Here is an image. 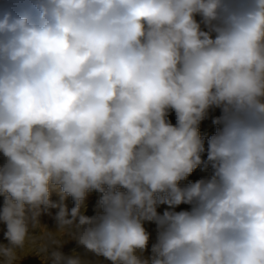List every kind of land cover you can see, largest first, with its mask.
<instances>
[{
    "label": "clouds",
    "instance_id": "clouds-1",
    "mask_svg": "<svg viewBox=\"0 0 264 264\" xmlns=\"http://www.w3.org/2000/svg\"><path fill=\"white\" fill-rule=\"evenodd\" d=\"M0 196L6 264H264V0H0Z\"/></svg>",
    "mask_w": 264,
    "mask_h": 264
},
{
    "label": "rangeland",
    "instance_id": "rangeland-1",
    "mask_svg": "<svg viewBox=\"0 0 264 264\" xmlns=\"http://www.w3.org/2000/svg\"><path fill=\"white\" fill-rule=\"evenodd\" d=\"M220 115V110H210L208 117L202 121L200 125V132L202 137H210L213 135L216 131L217 125L213 124V119ZM170 119L173 123H175V115L174 113L170 114ZM206 159V154L205 157ZM212 174V170L209 167L207 170L203 169V167L197 168L185 181H182L181 184L185 185L189 182H195L198 179L201 178H208ZM100 193L92 191L87 194L86 200L84 201V204L81 208V212L84 215L93 216L98 214L100 211H102L99 206V198ZM51 199L54 202H59L60 197L56 192H53ZM64 203L69 208V210L74 206V202L71 197H67L64 200ZM3 205V197L0 196V207ZM166 205H161L158 208V212L162 213ZM188 205H180L177 207L176 211L180 210H186L188 209ZM58 209H51V215L49 214H42L40 217V221L42 225H45L49 231L55 232L57 230V224L54 219L56 212ZM145 227L148 230V232L151 234V240L149 244V250L145 253V256L151 255V243L155 242L156 238V226L153 223L146 222ZM6 231V225H4L2 222H0V244H7V240L5 239L4 233ZM35 235H39V230H35ZM64 240L66 243H64L63 247L61 248V251L65 255H78L83 261H85V264H111L110 261L106 260L102 256H97L93 253L87 252L82 246L78 245L75 240H72L68 237H64ZM17 256L18 259L14 262V264H45L44 260L41 256L37 255L35 252H30L28 250L22 251L17 249ZM0 264H6V258L3 256H0Z\"/></svg>",
    "mask_w": 264,
    "mask_h": 264
}]
</instances>
